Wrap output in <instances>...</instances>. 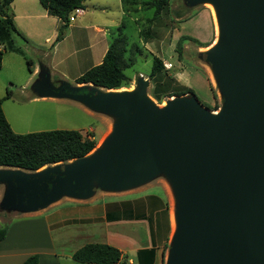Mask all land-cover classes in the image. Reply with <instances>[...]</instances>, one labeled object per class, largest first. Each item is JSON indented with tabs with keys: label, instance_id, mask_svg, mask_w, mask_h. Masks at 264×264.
Returning a JSON list of instances; mask_svg holds the SVG:
<instances>
[{
	"label": "water",
	"instance_id": "95a60500",
	"mask_svg": "<svg viewBox=\"0 0 264 264\" xmlns=\"http://www.w3.org/2000/svg\"><path fill=\"white\" fill-rule=\"evenodd\" d=\"M185 2L215 8L219 39L204 56L221 107L210 111L194 95L159 106L142 77L134 90L115 92L49 87L40 73L37 95L77 101L112 118L111 130L93 154L67 164L0 167L3 203L32 213L62 197L86 200L162 176L175 219L165 264H264V0Z\"/></svg>",
	"mask_w": 264,
	"mask_h": 264
},
{
	"label": "crops",
	"instance_id": "0c3cea01",
	"mask_svg": "<svg viewBox=\"0 0 264 264\" xmlns=\"http://www.w3.org/2000/svg\"><path fill=\"white\" fill-rule=\"evenodd\" d=\"M34 1L13 0L10 5L15 27L20 34L25 38H28L27 33L32 32L40 35L43 42L35 43V47L51 45L48 52L44 47L39 51L42 57L40 69L30 65L29 76L24 83L28 85L40 72L47 75L49 73L51 76V72L56 69L54 62L56 57L60 58V63L67 62L74 67L84 66L90 62L91 65L88 67L90 69L100 64L109 44L115 38L112 37L113 32L119 34L118 28L126 16L121 0H117L115 14H110V7L107 4L95 5L98 9L96 10L94 4H88V7L83 2V12L75 16L74 21L69 23L62 40L55 43L53 40L56 38L60 21L47 15L46 11L41 6H36ZM95 13L102 15V19L93 18ZM77 17L80 21L74 25ZM67 42L69 46H64ZM15 44L20 50L26 47L16 41ZM33 51H36V48ZM23 54L25 55L24 52ZM6 55L7 52H4L0 69V102L8 122L3 104L11 102V106H16L18 102L15 103L12 92H9L8 98L5 97L11 81L8 78V71L5 78L1 73L6 72L5 61L12 65L13 60ZM92 60L94 63H91ZM30 90L24 93L21 103L26 101L32 105L50 101L74 109L84 116L92 115V112L81 103L69 99L39 97L32 88ZM99 121L103 123V120ZM9 126L13 131L10 124ZM92 129L94 128L80 130L78 127H71L67 130L81 134ZM55 130L66 129L55 128ZM13 132L22 135L21 132ZM31 132H39V129ZM154 181L156 180L121 192L96 190L86 200L62 197L44 209L25 213L21 218L9 222L0 218V229L6 227L7 230L5 238L0 241V264H22L32 255L38 257V264H66L72 260L75 251L87 244L115 247L127 259V264H137L136 254L139 250L154 248L155 264L159 263L162 248L170 241L173 222L169 216V194L162 183ZM152 188L155 190L147 193V189ZM105 197H110L111 200L102 201ZM61 200L67 205L60 207ZM129 252L133 253V256H130Z\"/></svg>",
	"mask_w": 264,
	"mask_h": 264
},
{
	"label": "rangeland",
	"instance_id": "374dc122",
	"mask_svg": "<svg viewBox=\"0 0 264 264\" xmlns=\"http://www.w3.org/2000/svg\"><path fill=\"white\" fill-rule=\"evenodd\" d=\"M83 1L87 6L88 4H94V6H103L104 4H107L110 7V14H115L116 12L115 6L117 0ZM150 1L152 0H126L130 13L126 15L121 21V24L124 25L123 35L128 41L127 53L125 54V57L128 56L131 46H137L138 52L134 58V60L136 59V62L124 71V74L128 77L129 81L120 89H134L137 86L138 79L142 77L149 82L146 92L151 97L153 82L148 78V75L152 67V58H157L161 61L162 67L165 62L172 65L170 70H165L163 67L165 72H163L165 74V78L163 80L174 82V84H172L173 87L177 90L179 89V91H182L183 93L191 92V94L186 95L196 96L204 107L213 108L214 106H218L217 109H219L222 105V99L217 84L213 78L211 66L206 61L204 56V53L215 38V25L213 24L214 21L208 8V3L197 4L189 7L185 0H169L167 4H164L162 7L160 15L157 17V19L148 24L147 20L152 17L153 9L148 10L145 7V4ZM34 2L36 6H40L37 0ZM131 10H134V14L131 13ZM93 18L100 20L102 19V15L95 13ZM79 21L80 18L77 17L74 25ZM15 29L17 30L16 27ZM146 31L149 32L145 39ZM17 32L20 34L18 30ZM27 34L28 38H25L22 34H20L21 38L16 35L13 36L14 45L17 49L18 47L16 46L15 41L16 43L26 46L24 50L21 48V53L4 51L7 52L6 57L10 56L13 58V60L11 61L12 65L8 63V61H5L6 72H2L1 75L5 78L8 71V78L11 81V86H8V92H12L15 103L16 101L18 102L16 103V106H11V102L3 104V109L8 120L7 123L11 125L13 131L21 132L22 135L25 133H36L31 131L38 129L39 132H47L53 131L55 128L67 130L71 129V127H78V129L81 130L83 128L84 130L91 127L94 129L90 131H83L81 135L83 137H92L96 143L95 149L99 148L100 146L98 145L102 140L105 139L111 130V125L113 122L112 118L92 111L91 116H84L81 113H77L74 109H70L59 104H54L50 101L32 105H29L26 101L21 103L24 98V93L26 94L28 91L30 92V89L33 87L31 85L40 79L38 75L34 78L30 85L24 84L26 78L29 76L28 70L31 69V66H28L27 64V61H30L31 65L34 67L37 66L40 69V66L42 65L40 61H42V57L39 55L41 54L39 51H42L43 47L46 52L51 49V45H37L38 47H35V43L43 42L41 36L35 34L34 32ZM117 35V33L113 32L112 37L116 38ZM181 38H186V40L183 41L181 45H178V42ZM53 42H55V40H53ZM68 44L69 43L67 42L64 46H69ZM34 48H36V51H33ZM22 51L25 53V55ZM6 57H4L5 60ZM10 57L9 59H11ZM59 61V57L54 58L56 69L55 71L51 72V76L49 73L48 75L47 73H44L45 76L43 77H47V85L49 87H55L62 83L75 86L74 80L87 71L88 67H90L89 65H91L89 62V64H85L84 66L82 65L74 67L69 65L67 62L60 63ZM91 63H94V60H92ZM99 89L103 90L102 88ZM213 93L216 95L215 100L212 98ZM44 97L50 99H65L54 96ZM170 98H167L163 94L161 101H156L153 98L152 99L156 102V104L161 106ZM99 120H103V123H100L101 121ZM17 126L19 127L16 128ZM95 149L90 154H93ZM51 167L53 166H48V168ZM5 169L6 168H0V170ZM154 180H156L154 182L162 183L169 194V212H171L169 214L171 217L172 211H174V204L170 186L162 176L157 177ZM5 190L6 185L0 184V218H3L6 222H9L17 218H21L25 213L19 209L9 208L4 205L3 196ZM154 190L155 188L147 189V193H151ZM109 200H111L110 197L102 198V201ZM60 203V207L67 205V203H65L63 200H61ZM167 253L168 248L163 254V264H165ZM129 255L133 256V253L130 254L129 252ZM66 264L77 263L71 260Z\"/></svg>",
	"mask_w": 264,
	"mask_h": 264
},
{
	"label": "trees",
	"instance_id": "16d2710c",
	"mask_svg": "<svg viewBox=\"0 0 264 264\" xmlns=\"http://www.w3.org/2000/svg\"><path fill=\"white\" fill-rule=\"evenodd\" d=\"M12 1L0 0V69L4 51L21 53V50L15 47L13 40L14 35L20 38L21 36L14 26L13 14L10 9ZM37 1L46 11L47 15L55 17L60 21L55 43L62 40L73 11L75 9H84L83 0ZM121 1L126 15H128L130 11L128 10L126 0ZM168 1L152 0L145 4L148 10L153 9L152 17L147 20L148 24L157 19L162 7ZM131 13L134 14V10H131ZM123 29L124 25L121 24L118 28V36L109 44L101 63L77 77L74 80L75 85L91 84L104 90H116L128 83L129 79L124 74V71L136 62L134 58L138 52V47L135 45L131 46L128 56L125 57L128 41L122 33ZM148 32L146 31L145 39L148 36ZM185 40L186 38H181L178 45H181ZM27 64L30 66V61H27ZM163 72L161 61L157 58H152V67L148 78L153 82L151 97L154 100L161 101L163 94L167 98L191 94V92L183 93L179 89L174 88L172 85L174 82L163 80L165 78V72ZM83 92L80 91V93ZM5 97H9V92L6 93ZM212 98L216 99L214 93L212 94ZM207 108L213 111L218 106ZM95 144L92 137H83L79 132L74 130H53L24 135L15 134L5 119L0 102V167L36 172L45 166L84 158L95 149ZM6 231V227L0 229V241L5 238ZM167 248L168 245L165 244L162 248L159 264H163V254ZM155 255L154 248L139 250L136 254L137 264H155ZM72 260L78 264H127V259L122 256L118 249L105 244H87L74 252ZM22 264H38V257L32 255Z\"/></svg>",
	"mask_w": 264,
	"mask_h": 264
},
{
	"label": "bare ground",
	"instance_id": "6f19581e",
	"mask_svg": "<svg viewBox=\"0 0 264 264\" xmlns=\"http://www.w3.org/2000/svg\"><path fill=\"white\" fill-rule=\"evenodd\" d=\"M208 8H209V10H210V13H211V15H212V17H213V21H214V25H215V38H214V40L212 41V43L210 44V46L208 47V49L207 50H209V49H211L212 47H214L216 44H217V42H218V39H219V28H218V23H217V17H216V12H215V8H214V6L211 4V3H209L208 4ZM212 21V22H213ZM206 50V51H207ZM214 78V77H213ZM131 89H132V87H131ZM115 92H122V91H131V90H125V89H116V90H114ZM163 106H165V103H163ZM217 113V112H216ZM103 141L104 140H102L101 141V143L98 145V146H101V144L103 143ZM169 199V198H168ZM170 200V199H169ZM170 202V201H169ZM170 206V205H169ZM169 213H171V212H169ZM170 216V215H169ZM172 222H173V226H175V219H174V214H173V211H172ZM171 225H172V223H170Z\"/></svg>",
	"mask_w": 264,
	"mask_h": 264
},
{
	"label": "built area",
	"instance_id": "2783aa9c",
	"mask_svg": "<svg viewBox=\"0 0 264 264\" xmlns=\"http://www.w3.org/2000/svg\"><path fill=\"white\" fill-rule=\"evenodd\" d=\"M83 11L81 9H75L72 13V15L69 18V22H73L75 19V16L80 15ZM163 67L165 70H170L172 68V65L170 63H164Z\"/></svg>",
	"mask_w": 264,
	"mask_h": 264
}]
</instances>
